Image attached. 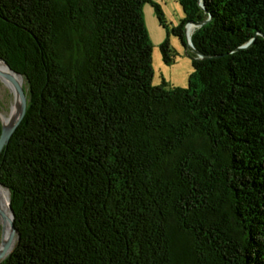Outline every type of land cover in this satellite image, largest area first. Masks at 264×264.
<instances>
[{"label": "trees", "instance_id": "16d2710c", "mask_svg": "<svg viewBox=\"0 0 264 264\" xmlns=\"http://www.w3.org/2000/svg\"><path fill=\"white\" fill-rule=\"evenodd\" d=\"M146 1L0 0L29 93L3 264H264V0H182L184 43L206 20L186 87L154 82Z\"/></svg>", "mask_w": 264, "mask_h": 264}, {"label": "rangeland", "instance_id": "374dc122", "mask_svg": "<svg viewBox=\"0 0 264 264\" xmlns=\"http://www.w3.org/2000/svg\"><path fill=\"white\" fill-rule=\"evenodd\" d=\"M155 2L161 4L164 12V22L159 16ZM186 15L182 0H147L144 4V17L153 43V62L155 68L154 82L168 81V86H188L191 74L194 71V58L197 52L189 44L195 26L191 23L186 26L188 43H184L180 33L174 30ZM169 41L171 59L166 60L163 44ZM193 42V40H192ZM194 44V42H193ZM15 93L10 85L0 78V108L5 116H9L13 108ZM3 236V227H0V242ZM9 255V254H8ZM4 261V260H3ZM3 264V263H2Z\"/></svg>", "mask_w": 264, "mask_h": 264}, {"label": "water", "instance_id": "95a60500", "mask_svg": "<svg viewBox=\"0 0 264 264\" xmlns=\"http://www.w3.org/2000/svg\"><path fill=\"white\" fill-rule=\"evenodd\" d=\"M201 4L204 6L203 0H201ZM211 18V15L209 16ZM197 25L203 24L206 20H193ZM253 42L251 40L247 45H250ZM191 45V43L189 42ZM193 49L200 55L204 56L202 52H200L195 45H193ZM0 60L7 66V68L0 67V78L6 81L10 87L13 89L15 93V100L13 108L10 112L9 116H5L4 112L0 108V115L3 121L2 133L0 136V154L5 147V145L9 142L16 128L23 120L24 116L27 113L29 107V93L25 84V77L22 73L17 71L12 65L0 55ZM17 75L21 76L24 80H21L17 77ZM5 186V184L0 180V220L2 221L3 226H9L12 230L11 239H7L5 233L3 232L2 240L0 242V264L3 263V260L10 254L18 245L21 239V231L16 224V214L10 200V210L11 214H9L4 208L1 188ZM10 190V189H9ZM11 193V190H10Z\"/></svg>", "mask_w": 264, "mask_h": 264}, {"label": "bare ground", "instance_id": "6f19581e", "mask_svg": "<svg viewBox=\"0 0 264 264\" xmlns=\"http://www.w3.org/2000/svg\"><path fill=\"white\" fill-rule=\"evenodd\" d=\"M195 27L197 26V24L193 21V24ZM0 67L2 68H7V66L0 60ZM17 77L21 80H24L21 76L17 75ZM1 195H2V201H3V205L4 208L6 209V211L11 214V210H10V200H11V193L8 187L3 186L1 188ZM3 227V232L5 233V236L7 239H11L12 237V230L10 229L9 226H3L2 225V221L0 220V227Z\"/></svg>", "mask_w": 264, "mask_h": 264}, {"label": "built area", "instance_id": "2783aa9c", "mask_svg": "<svg viewBox=\"0 0 264 264\" xmlns=\"http://www.w3.org/2000/svg\"><path fill=\"white\" fill-rule=\"evenodd\" d=\"M191 23H193V20H190L189 22H188V28H189V25L191 24ZM189 42L191 43V45H193V42H192V40L189 38Z\"/></svg>", "mask_w": 264, "mask_h": 264}]
</instances>
